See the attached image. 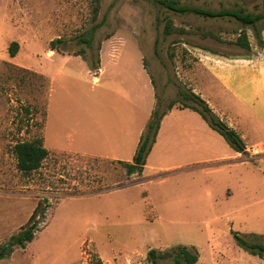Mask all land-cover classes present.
<instances>
[{
	"label": "rangeland",
	"instance_id": "1",
	"mask_svg": "<svg viewBox=\"0 0 264 264\" xmlns=\"http://www.w3.org/2000/svg\"><path fill=\"white\" fill-rule=\"evenodd\" d=\"M179 2L264 13L262 0ZM167 20L173 25L170 34L164 31ZM253 30L233 17L179 13L153 0H0V248L30 224L43 197L48 201V206L41 203L44 215L36 217L33 239L25 247L14 246L0 264H95L97 259L102 264H151L150 249L176 245L194 247L195 264H264L236 239L264 244V109L257 99L250 102L254 117L246 111L250 117L243 119L248 123L245 141H258L254 149L236 154L195 113L200 122L191 129L194 140L185 145L180 134V141L164 137V152L149 158L157 168L149 170V178L128 175L118 161L56 152L27 174L17 168L13 149L18 141L42 136L49 81L35 70L54 71L46 57L52 39L62 40L57 52L79 53L97 74L103 43L112 39L116 51L119 36L124 37L122 61L133 73L143 57L156 102L165 109L179 88L191 89L202 71L200 58L251 52V46L262 50L264 18L256 23L258 39ZM239 33L246 35L249 49L236 44ZM11 41L19 43L15 61L27 66L9 56ZM69 66L79 74V67ZM233 78L236 87L246 76L235 73ZM70 84L77 97L86 90L78 78ZM254 88L245 87V94ZM187 116L173 121H194ZM175 164L181 166L164 169ZM157 261L171 264L172 258Z\"/></svg>",
	"mask_w": 264,
	"mask_h": 264
},
{
	"label": "crops",
	"instance_id": "2",
	"mask_svg": "<svg viewBox=\"0 0 264 264\" xmlns=\"http://www.w3.org/2000/svg\"><path fill=\"white\" fill-rule=\"evenodd\" d=\"M119 39L121 42L116 51L113 50L112 39L103 43L97 74L92 73L80 55L62 54L47 49L46 57L54 65V71H50L52 67H46L35 72L47 77L49 81L42 137L43 145L50 154L71 153L113 161H133L140 137L156 103V95L143 57L140 56L139 63L133 73H130L125 66L126 62L122 61V48L126 40L120 36ZM13 58L14 62L16 56ZM21 61L14 63L27 66ZM197 62L202 71L190 84L191 90L204 99L222 121L236 130L245 143L246 151L250 150L258 141H245L244 127L247 128L248 123L244 124L243 119L246 122L247 117H250L248 112L254 117L256 109L250 102L256 99L259 108L264 109V48L254 51L251 46V52L236 55L210 53ZM70 63L80 68L79 74L68 67ZM122 71L128 75L122 77ZM234 72L246 76L236 87ZM74 78L86 85L85 91L79 90V97L74 95L75 89L70 84ZM208 82L211 83L210 88L206 86ZM245 87L255 88L253 93L246 95ZM246 111L248 112L245 113ZM195 113L198 114L190 108L173 107L163 116L146 157L141 172L142 179L152 176L149 170L157 169L148 162L155 153L164 152V137L180 141V134L185 145L191 138L194 140L195 132L191 129L200 122ZM184 114L194 121L181 119L174 123L175 118ZM236 154L242 153L236 151ZM180 166L181 164L166 165L164 169Z\"/></svg>",
	"mask_w": 264,
	"mask_h": 264
},
{
	"label": "trees",
	"instance_id": "3",
	"mask_svg": "<svg viewBox=\"0 0 264 264\" xmlns=\"http://www.w3.org/2000/svg\"><path fill=\"white\" fill-rule=\"evenodd\" d=\"M97 1V0H96ZM158 4L163 5L169 10L179 12V13H194L201 15L203 17H218V16H229L238 20L243 25H251L253 27L255 38L258 39V33L256 30V23L264 18V13H251L243 12L241 10L235 9H219L212 10L202 7H193L180 4L179 0H153ZM264 6V0H262ZM98 11V4L94 7L95 14ZM173 30V25L170 20H167L165 23V33L170 34ZM260 40V37H259ZM61 38L52 39L49 43V49L57 50L58 43H61ZM85 41L89 43V40ZM236 44L240 45L245 49H249L250 42L248 41L246 35L239 33ZM19 43L17 41H11L8 46L9 56L14 57L18 51ZM74 55H80L74 54ZM90 66V64H89ZM91 70H96L91 63ZM98 68V67H97ZM173 107L178 108H190L196 111L210 128L217 131L220 135L224 137L229 146L237 152L245 153L246 146L241 138V136L236 132L235 129L227 125L222 121L211 109L208 103L202 99L198 94L194 93L191 89H182L178 90V97L175 100H172L168 103L165 109H161V106L156 102L155 108L152 110L150 119L147 123L145 131L140 137L139 144L135 151L133 161L125 162L118 161L123 165L128 175L134 173H141L143 171L146 157L151 150V147L155 141L161 119L163 116L171 110ZM14 153L17 161V168L23 173H31L32 171L37 170L42 162L49 156V151L43 145V137H34L31 140H22L18 141L13 146ZM41 203L47 205V197H43L42 201H39L34 207L30 217V224L27 225L19 233L12 235L10 241L3 245L0 248V260L10 256L14 246L25 247L27 242H30L35 234L37 224L39 220L36 219L37 216L44 215L43 210H41ZM48 206V205H47ZM42 215V216H43ZM237 241L242 245L246 250L250 251L253 254H258L260 257L264 258V244L260 243H251L245 239L236 236ZM258 251H255V250ZM169 259L172 258L171 264H195L198 260V253L192 246L187 245H176L170 249L158 251L156 249H150L148 251V261L151 264H158L157 259ZM95 264H102L100 259L95 261Z\"/></svg>",
	"mask_w": 264,
	"mask_h": 264
}]
</instances>
